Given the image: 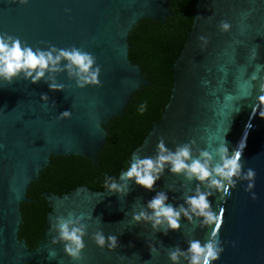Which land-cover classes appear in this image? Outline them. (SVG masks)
Returning <instances> with one entry per match:
<instances>
[{
    "label": "water",
    "instance_id": "water-1",
    "mask_svg": "<svg viewBox=\"0 0 264 264\" xmlns=\"http://www.w3.org/2000/svg\"><path fill=\"white\" fill-rule=\"evenodd\" d=\"M169 13L168 0H28L24 5L0 0V33L33 47L76 46L92 53L101 68V84L84 88L76 87L64 72L56 74L57 82L65 85L61 90H50L43 80L0 81V264H171L169 247L185 248L193 237L207 239L211 227H201L197 218L189 222L181 217V227L167 234L131 220L132 212L155 191H166L167 202L176 205L194 187L195 181L167 169L152 191L129 180L127 194L86 185L60 195L45 192L50 210L43 237L28 248L17 236L20 202L28 200L26 189L50 155H82L97 161L107 134L103 124L122 114L133 91L149 83L139 65L128 59V33L141 18L163 21ZM222 20L231 24L229 31L219 30ZM187 33L172 64L168 102L131 157L154 155L160 139L170 149L195 140L196 146L210 152L225 143L230 154L243 144L239 158L244 169L256 172L251 190L256 199L244 191L247 181L229 189L225 201L217 198L219 193L209 197L220 217L218 235L224 248L213 264H264V118L253 109L258 81H249L255 63L264 64V0H196ZM200 35L208 38L203 49ZM257 46L253 61L249 51ZM40 93H47V102L40 100ZM64 110H71V116L57 118ZM69 212L91 215L85 221L88 235L83 237L80 260L67 256L61 243H51L55 233L50 223ZM97 230L106 237L116 235L117 247L112 251L98 247L90 239ZM148 244L157 246L158 254L151 256ZM49 250L55 251L52 259Z\"/></svg>",
    "mask_w": 264,
    "mask_h": 264
},
{
    "label": "clouds",
    "instance_id": "clouds-1",
    "mask_svg": "<svg viewBox=\"0 0 264 264\" xmlns=\"http://www.w3.org/2000/svg\"><path fill=\"white\" fill-rule=\"evenodd\" d=\"M13 3L24 5L28 0H12ZM218 28L221 32H227L231 28L228 21L222 20ZM197 39L201 42V48L208 43V38L200 35ZM46 43V42H42ZM258 46L249 51L250 59H257ZM101 68L96 63V57L87 51L76 46L58 48L48 44L47 47H33L22 42L19 37L8 33H0V81L10 83L16 77H22L30 83H37L43 80L50 90L64 89L65 85L57 82L56 74L66 73L67 77L74 80L75 86L84 88L88 85L101 84L99 80ZM264 64L255 63L253 71L249 75V81H258L255 85V99L253 102L254 111L258 108V115L264 118ZM247 95H251L248 92ZM47 93H40V100L48 101ZM55 106V102H52ZM147 102L139 106V112L146 111ZM71 116V110H64L58 113L57 118ZM3 146L0 145V148ZM240 148L233 149L231 154L225 143L220 144L210 152L207 148L196 146L195 140L178 144L174 149L168 148L163 139L157 143L156 150L152 156L132 155L128 167L122 171L117 180L105 174L104 186L110 192L127 194L128 182L142 186L152 191L154 184L168 172L182 174L186 181H195L194 187L183 196V202L173 205L168 203V193L164 190L155 191L154 195L144 202L131 214V220L136 223L145 222L155 231H163L167 234L170 229L181 227V217L192 221L197 218L203 228L211 227L206 240L195 237L186 241V247L179 245L167 249V258L171 264H213L219 259L224 251L223 244L218 235L220 217L213 209L209 197L216 196L220 201H225L226 195H230L229 189L234 188L238 181H247L244 191L249 192L252 199H256L254 188L256 172L253 168L244 169L240 160ZM243 169V170H242ZM172 191V187L169 186ZM91 215L81 213L74 215L69 212L67 217L58 215L50 223V229L55 233L51 236L53 245L61 243L64 253L73 260L81 259V251L85 247L83 237L88 235L86 220ZM90 239L100 248L107 247L112 251L118 245L116 235L107 237L100 230L90 234ZM162 246V245H161ZM153 254H158L159 249L153 244H148ZM137 256V254H133ZM55 257V251L49 250L48 258ZM123 258V257H122ZM62 264V261H56Z\"/></svg>",
    "mask_w": 264,
    "mask_h": 264
},
{
    "label": "trees",
    "instance_id": "trees-1",
    "mask_svg": "<svg viewBox=\"0 0 264 264\" xmlns=\"http://www.w3.org/2000/svg\"><path fill=\"white\" fill-rule=\"evenodd\" d=\"M168 8L170 13L163 21L141 18L128 33V59L139 65L149 83L133 91L122 114L103 124L107 134L96 154L97 161L82 155H50L47 165L29 183L28 200L20 202L17 230L18 239H23L28 248H34L44 234L50 210L45 192L60 195L81 185L103 190L105 174L118 178L128 167L132 151L141 144L152 123L160 119L173 84L172 64L186 41L196 0H168ZM143 102H147V108L141 114L139 106Z\"/></svg>",
    "mask_w": 264,
    "mask_h": 264
}]
</instances>
